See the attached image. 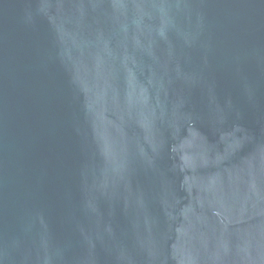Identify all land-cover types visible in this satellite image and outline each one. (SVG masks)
Wrapping results in <instances>:
<instances>
[{
    "label": "water",
    "instance_id": "obj_1",
    "mask_svg": "<svg viewBox=\"0 0 264 264\" xmlns=\"http://www.w3.org/2000/svg\"><path fill=\"white\" fill-rule=\"evenodd\" d=\"M0 264H264V0H0Z\"/></svg>",
    "mask_w": 264,
    "mask_h": 264
}]
</instances>
